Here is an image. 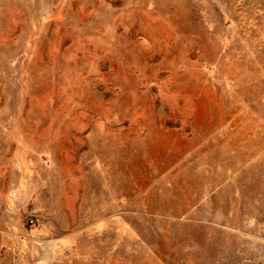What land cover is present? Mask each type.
<instances>
[{"label":"rangeland","instance_id":"rangeland-1","mask_svg":"<svg viewBox=\"0 0 264 264\" xmlns=\"http://www.w3.org/2000/svg\"><path fill=\"white\" fill-rule=\"evenodd\" d=\"M0 264H264V0H0Z\"/></svg>","mask_w":264,"mask_h":264}]
</instances>
